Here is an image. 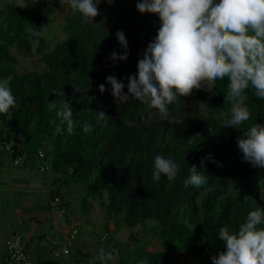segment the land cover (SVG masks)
I'll use <instances>...</instances> for the list:
<instances>
[{
	"label": "trees",
	"instance_id": "16d2710c",
	"mask_svg": "<svg viewBox=\"0 0 264 264\" xmlns=\"http://www.w3.org/2000/svg\"><path fill=\"white\" fill-rule=\"evenodd\" d=\"M116 7L109 12L99 4V17L91 24L69 6L60 27L65 38L48 49L40 35L48 16L38 3L25 0L22 9L12 0H0V80H6L17 101L10 114H0V141L12 144L10 161L22 156L41 161L42 173L49 170L58 186L51 193L59 207L72 206L61 190L81 186L82 214L101 200L105 229L110 221L115 231L139 227L140 235L122 244L115 264H139L146 258L151 264H175L178 252L192 255L193 264H212L211 257L223 250L219 229L235 232L249 211L264 207V176H231L250 169L264 174V168L244 161L237 148L243 132L256 122L264 125V101L247 89L249 120L224 127L232 107L225 77L216 81L215 94L206 86L177 93L167 115L139 100L118 108L110 91L101 93L98 86L109 88L108 75L127 83L159 20L136 7L130 14ZM118 29L125 32L130 49L123 62L110 59L113 50L122 51ZM13 50L37 56L44 71L20 72ZM53 101L58 108L64 101L73 108L77 123L72 134L66 124L62 133L55 130L60 118L49 107ZM99 112L105 117L99 118ZM85 123L91 131L83 130ZM169 153L181 163L178 175L153 181V158ZM193 163L208 179L200 188L185 181ZM153 240L160 250L147 251Z\"/></svg>",
	"mask_w": 264,
	"mask_h": 264
},
{
	"label": "clouds",
	"instance_id": "9594fccd",
	"mask_svg": "<svg viewBox=\"0 0 264 264\" xmlns=\"http://www.w3.org/2000/svg\"><path fill=\"white\" fill-rule=\"evenodd\" d=\"M101 2L67 0L79 18L91 24L99 14ZM135 7L140 13L157 16L156 35L138 59L136 72L127 77V83L108 75L109 88L101 84L99 91H110L118 108L139 100L167 115L177 93L181 96L194 87L206 86L215 94L216 81L226 77L227 98L232 107L224 127L235 128L248 121L251 113L245 104V91L254 89L255 97L264 101V0H137ZM116 38L122 51L118 54L113 50L110 59L127 61L130 49L125 32L118 29ZM74 89L81 91L79 87ZM16 103L11 87L0 80V114H10ZM49 107L57 109L60 118L55 130L62 133L66 124L67 133L72 134L77 121L70 104L64 101L58 108L53 101ZM103 117L104 112H99V118ZM83 130L92 129L85 123ZM237 148L244 161L264 168V125L256 122L243 132L237 139ZM180 168L174 154H157L153 158L151 178L159 181L164 174L174 178ZM190 170L186 183L200 188L208 182L195 163L190 165ZM217 234L223 241V250L211 257L212 264H264V207L249 211L235 232L221 227ZM110 259L102 250L88 264ZM139 264H151V261L146 258Z\"/></svg>",
	"mask_w": 264,
	"mask_h": 264
},
{
	"label": "crops",
	"instance_id": "0c3cea01",
	"mask_svg": "<svg viewBox=\"0 0 264 264\" xmlns=\"http://www.w3.org/2000/svg\"><path fill=\"white\" fill-rule=\"evenodd\" d=\"M34 1L42 10L44 6L43 11L48 16V2ZM12 2L22 9L25 7V0ZM54 5L58 7L59 2L55 0ZM19 158L17 165L5 156L0 158V264L4 257L5 242L14 233L22 236L31 260L44 264H70L80 261L79 251L74 252L70 246H74L72 241L78 234L74 228L78 221L72 211L76 198L74 194L78 192L82 196V190H61L64 201L72 206H52L51 192L58 186L53 183L49 170L40 172L39 160L23 156ZM73 231L76 233L73 234ZM63 250H68V254H63Z\"/></svg>",
	"mask_w": 264,
	"mask_h": 264
},
{
	"label": "rangeland",
	"instance_id": "374dc122",
	"mask_svg": "<svg viewBox=\"0 0 264 264\" xmlns=\"http://www.w3.org/2000/svg\"><path fill=\"white\" fill-rule=\"evenodd\" d=\"M48 2L46 6V12H48V20L44 25L40 27V35L47 42V48L50 49L56 42L65 38L61 25L64 24L65 17L69 12V5L67 0H57L59 2L58 7H54L55 0H46ZM129 1V2H128ZM136 0H114V3L109 4L107 0H102L100 4H103L109 12L113 11V8L117 6V10H123L125 14H130L131 10L135 8ZM42 6V5H41ZM44 10V6H42ZM4 15V10L0 8V17ZM99 17V15H97ZM101 17V16H100ZM103 17V16H102ZM107 29L110 28V23L105 22ZM18 57V70L22 73L30 70L44 71V67L40 59L32 53H24L18 50H13ZM5 81L6 80H2ZM7 83V82H6ZM253 175L264 176L260 170H247L243 173H233V178H243L244 176L252 177ZM241 180H237L239 183ZM81 186H76V191L83 190ZM74 207H72L73 214L76 215L78 223L74 224V228L78 231L76 239L72 241L74 246H70L74 252L79 251V259L90 260L94 255H97L102 250L111 256L110 260H96L97 264H115L118 250L121 249L122 244L128 242L132 237L136 238L140 235L139 227L129 229L122 227L120 230L115 231L114 224L110 221L107 225V229L103 227L104 210L100 206L101 200L91 202V207L85 214L81 213V196L76 192L74 194ZM68 215L71 218V213L68 211ZM73 228V229H74ZM147 251L160 250V244L158 240H153L152 243L146 248ZM176 259L175 264H193L194 258L192 255H184L181 252L176 253L174 256Z\"/></svg>",
	"mask_w": 264,
	"mask_h": 264
},
{
	"label": "built area",
	"instance_id": "2783aa9c",
	"mask_svg": "<svg viewBox=\"0 0 264 264\" xmlns=\"http://www.w3.org/2000/svg\"><path fill=\"white\" fill-rule=\"evenodd\" d=\"M14 153V150L12 148V144L8 143L6 141H0V158L1 157H8ZM39 157L42 158L43 154L39 152ZM20 161V158H15L12 162L14 165H17ZM45 170V167H41L40 171L42 172ZM58 198H55L51 205L57 206L58 205ZM76 232L73 231V234ZM4 257L2 264H44L40 261H34L31 260L26 252L24 241L22 236L19 233H14L12 236H10L9 239L5 242V248H4ZM63 254H68V250H63ZM56 255H58L56 253ZM89 260H80L74 263L70 264H88Z\"/></svg>",
	"mask_w": 264,
	"mask_h": 264
}]
</instances>
